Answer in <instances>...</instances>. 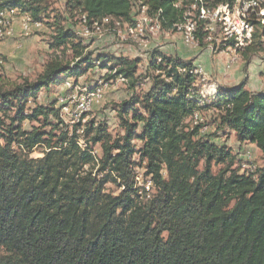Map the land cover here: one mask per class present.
<instances>
[{
    "label": "trees",
    "instance_id": "trees-1",
    "mask_svg": "<svg viewBox=\"0 0 264 264\" xmlns=\"http://www.w3.org/2000/svg\"><path fill=\"white\" fill-rule=\"evenodd\" d=\"M235 1L204 3L210 8ZM45 3L0 0V11L20 8L31 21L43 24L49 17ZM194 3L65 0L66 9L80 11L88 22L100 24L106 19L133 23L136 7H147L149 17L160 12L161 30L175 32ZM55 26L61 48L86 50L73 31L60 22ZM260 38L257 35L242 54L262 50ZM197 39L200 48L207 47L201 31ZM77 56L89 70L98 62L100 69L109 72V80L124 78L134 88L140 83L139 61L93 59L91 53ZM80 65L54 61L35 81L0 84V112L18 107L13 124L20 123L8 129L5 144L0 141V264H264V166L241 173L232 171L231 161L214 172V165L225 163L229 154L200 138L204 125H186L202 110L217 108L219 128L232 132L241 145L254 144L264 156V93L247 90L245 82L205 96L193 61L154 53L149 63L150 90L141 101L124 102L119 109L124 136L113 142L97 136L93 142L88 135L96 126L91 121L83 150L75 132L70 136L60 129L63 122L55 105L27 110V103L38 99L43 90L78 77ZM139 103L143 114L136 111ZM129 106L135 111L132 120ZM52 116L58 120L54 126ZM40 117L52 124L53 131H60L57 140L53 132L22 130L26 120ZM99 142L101 158L90 147ZM40 147L43 158L31 159ZM135 157L141 167L145 164L144 177L152 179L157 192L153 198L137 187ZM202 159L206 164L199 171ZM109 177L122 189L118 195L106 192Z\"/></svg>",
    "mask_w": 264,
    "mask_h": 264
},
{
    "label": "rangeland",
    "instance_id": "rangeland-1",
    "mask_svg": "<svg viewBox=\"0 0 264 264\" xmlns=\"http://www.w3.org/2000/svg\"><path fill=\"white\" fill-rule=\"evenodd\" d=\"M47 6L49 11L45 15L47 14L49 17L44 18L41 27L32 25L29 35L24 34V26L27 25L26 19L29 17L26 16L28 12H23L20 8L13 10L14 12L6 10L5 13H1L0 11V38L7 37L0 42V58L3 61V64L0 65L1 85L13 86L26 80L35 81L44 72L47 65L54 61L74 64V67H77L82 64L77 56V54L81 53H84V55L91 53L93 54V59L108 56L110 59L120 57L129 61H139L137 77L140 83L135 88L131 86V82L129 83L124 78L109 80V72L100 69L99 63L95 62L96 68L89 70L85 65H80L78 77H70L67 78L66 82L63 81L52 85L50 89L43 90L39 94L38 99L30 100L27 103L28 113L40 108L49 109L55 105L63 122V125L59 124L60 129H64L66 132L67 130L72 132L71 120H76V128H86L92 121L96 127L88 136L93 142L97 136H102L104 141L110 139L111 142L124 136L126 128L123 120L119 117V109L124 102L132 101L133 99L141 101L144 94L150 90L153 72L149 67V63L154 53L190 59L194 53L196 54L202 50L200 47H191L185 44L182 35V25H179L176 32L163 31L161 26L157 25L156 28H151L150 33L149 24L143 20L145 17L150 20V17L146 10H139L138 6L134 10L133 23L119 22L117 20L101 24L88 22V30H95V37L92 39L83 37V31L86 30V21L80 19L83 15L80 11L66 9L65 0H46L44 7ZM56 22H60L61 26L73 31L86 50L83 52L81 47L74 52L64 47L61 48L57 40ZM32 24L36 23L32 21ZM134 28L138 31L134 32ZM206 48L208 49V47ZM210 53L212 52L210 51ZM198 64L194 65L198 66ZM199 67L202 68L203 65L201 64ZM199 77L201 78L199 80L203 81V95L211 97L215 95L217 90L212 89L214 82L208 80L210 77L208 79L206 75H200ZM67 83L71 84V88L67 86ZM215 86H217L216 83ZM98 91L101 92V100L95 104L90 112L83 116L82 120H77L79 118L77 116L79 114L78 108H74L75 106L71 103V99L73 97L77 99L87 98ZM210 101L207 100V104L210 105ZM130 108L131 106L128 107V111H130ZM16 109L18 110V107L15 110L0 112V141L3 144L9 139L8 129H16L20 126L18 120L13 124V121L17 119L18 112ZM136 111L140 114L144 113L140 103L137 104ZM134 113L135 111H130V120L133 119ZM219 114L220 111L217 108H206L199 112L200 119L203 121L202 125H204L200 138L203 141H209L219 149H224L225 154L230 156L223 164L214 165L213 163V171L217 172L225 169L230 165L231 161H234L232 171L240 169L241 173L263 167L264 156L254 144L241 145L237 142L232 132L219 128ZM50 121H52L53 126L58 123V120L53 116ZM189 122L186 123L189 128L194 126L191 120ZM53 126L52 124L48 125L40 117L37 121L26 120L22 124V130L32 132L35 128H39L44 133L53 132V139L57 140L60 137V131H53ZM69 134L71 136V133ZM133 144L137 147L140 146L137 140H134ZM92 145L90 147H94V151H97V157L101 158L102 143L99 142ZM14 149L16 150V148ZM43 153L44 149L40 147L30 155V158L35 160L42 159ZM134 160L137 163V174L139 176L142 174L141 181H136L137 187L144 188L146 181L143 175L145 164L143 167L140 166L139 157H135ZM205 164V159H202L199 171L204 170ZM164 174L168 178L167 172L164 171ZM104 176L102 175L101 177ZM108 180L109 182L105 186L106 192L118 195L122 189L110 182L112 181L110 177ZM156 194V190L151 188L148 199L149 197L153 198ZM0 251L2 252L1 249Z\"/></svg>",
    "mask_w": 264,
    "mask_h": 264
},
{
    "label": "built area",
    "instance_id": "built-area-1",
    "mask_svg": "<svg viewBox=\"0 0 264 264\" xmlns=\"http://www.w3.org/2000/svg\"><path fill=\"white\" fill-rule=\"evenodd\" d=\"M195 5V3L193 4ZM139 10H147V7L138 8ZM224 9H233L234 11V19L224 18ZM136 16V15H135ZM195 17H197V28H189L188 16H185V21L179 25H182V35L185 41V44L191 47H199V40L197 39V34L201 31L204 34V42L206 41H216L217 46L221 42H230V50L226 53H234L235 51L244 47L245 43L248 42L246 37V30L249 26L248 13H240V9L238 7H230V4H221L217 7H210V16L198 17V9L195 7ZM81 20L86 21V30L83 31V37L92 39L95 37V30H88V17L86 14H83L80 18ZM203 19H210V28H203ZM121 22V21H119ZM148 23L151 28H156L157 25H161L160 21V12L155 15H150V20L145 21ZM214 23H222V30H214ZM258 23H263L262 30V47L264 48V19L258 20ZM38 25V24H37ZM136 28H134V32H137ZM25 35L30 34V30L24 31ZM7 38V37H5ZM5 38H0V42ZM101 38V36H99ZM212 52V51H211ZM238 62L229 63V67L234 66ZM3 64L2 59L0 58V65ZM200 69H203L200 67ZM103 85V83H102ZM71 88V85H67ZM100 97V94L96 97L92 98H80L77 99L73 97L71 99V103L74 108H81V116L77 118V120H82L83 116L86 115V109L94 108V101L96 98ZM192 122L194 125H202V120L200 116L197 114L192 118ZM71 136L75 132L78 136V141H85V129L86 128H76V120H71ZM97 155V151H95ZM142 174H140L141 178ZM149 188H153V185H148L146 188H141L143 191L149 192Z\"/></svg>",
    "mask_w": 264,
    "mask_h": 264
},
{
    "label": "crops",
    "instance_id": "crops-1",
    "mask_svg": "<svg viewBox=\"0 0 264 264\" xmlns=\"http://www.w3.org/2000/svg\"><path fill=\"white\" fill-rule=\"evenodd\" d=\"M245 50L236 54H227L228 50L210 53L209 49L205 47L196 54L194 53L190 59L179 58L185 61L193 60L195 65L199 63L200 65L196 66L198 74L206 75L207 79L210 77L208 80L214 82L212 87L214 90L219 88L234 89L246 82L247 90L255 94L264 93V48L262 47L261 51L249 52L244 56L242 53ZM231 61L238 63L229 67ZM201 64L204 69H200Z\"/></svg>",
    "mask_w": 264,
    "mask_h": 264
},
{
    "label": "bare ground",
    "instance_id": "bare-ground-1",
    "mask_svg": "<svg viewBox=\"0 0 264 264\" xmlns=\"http://www.w3.org/2000/svg\"><path fill=\"white\" fill-rule=\"evenodd\" d=\"M195 7L198 9V17H205L210 16V8L207 7L204 3V0H195V5H193L188 13L185 14V16H188L189 21V28H197V17H195ZM230 7H238L240 9V13H248V19H249V26L246 30V37L248 39V42L245 43L244 47L241 49L235 51L234 53H239L249 47H251L256 39L257 35H262L263 30V23H258V20L264 19V0H236L234 4L230 5ZM224 18L227 19H234V11L233 9H224ZM144 21L147 20V18H143ZM110 21L109 19H106L104 22ZM138 23L139 21H136ZM27 25L24 26V30H30L32 25H35L36 27H41L42 24H32V21L27 17L26 19ZM161 26V25H160ZM179 28V26L177 27ZM203 28H210V19H203ZM214 30H222V23H214ZM260 41L262 43V39L260 38ZM208 44V49L212 52H223L230 50V42H221L217 46L216 41H206ZM67 85H71L70 83H67ZM100 94V97L96 98L94 101V106L96 103H98L101 98V92L98 91L96 93H93L87 98L96 97ZM92 109H86V113L90 112ZM79 114L78 117L81 116V108H78ZM199 116V115H197ZM80 147L85 150L87 148V145L84 141L79 142ZM92 153L96 155L95 151H92ZM254 172V171H253ZM252 172V173H253ZM136 181L140 182V176L137 174ZM148 185H152V179L146 178L145 186L146 188ZM151 188H149L150 192ZM148 192V193H149ZM146 193V194H148Z\"/></svg>",
    "mask_w": 264,
    "mask_h": 264
}]
</instances>
